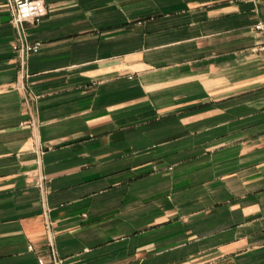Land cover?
Returning <instances> with one entry per match:
<instances>
[{"label": "crops", "instance_id": "crops-1", "mask_svg": "<svg viewBox=\"0 0 264 264\" xmlns=\"http://www.w3.org/2000/svg\"><path fill=\"white\" fill-rule=\"evenodd\" d=\"M39 4L0 0V264H264V0Z\"/></svg>", "mask_w": 264, "mask_h": 264}, {"label": "built area", "instance_id": "built-area-1", "mask_svg": "<svg viewBox=\"0 0 264 264\" xmlns=\"http://www.w3.org/2000/svg\"><path fill=\"white\" fill-rule=\"evenodd\" d=\"M10 6L12 21L15 25H19L24 21L38 22L43 16L44 9L39 4V0H7ZM257 26L256 29H260ZM39 44L26 45L21 44L14 47L15 50L24 54H36L39 51ZM54 261V259H53ZM38 264H45L43 260H38ZM55 264V263H54Z\"/></svg>", "mask_w": 264, "mask_h": 264}]
</instances>
